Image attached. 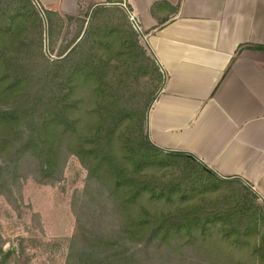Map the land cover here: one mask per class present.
Wrapping results in <instances>:
<instances>
[{"label": "trees", "instance_id": "trees-1", "mask_svg": "<svg viewBox=\"0 0 264 264\" xmlns=\"http://www.w3.org/2000/svg\"><path fill=\"white\" fill-rule=\"evenodd\" d=\"M94 17L97 36L85 42ZM87 18L79 48L51 61L43 52V20L32 0H0V189L13 188L24 173L53 181L70 156L80 160L89 178L106 190L99 192L100 205L113 207L123 224L112 240L92 241L80 233L67 264H146L140 254L151 248L179 259L192 250L198 259L188 264H247L235 258L236 250L248 245L237 243L241 237L259 239L252 254L264 264V202L241 180L197 183L209 173L205 168L185 153L152 143L148 117L155 85L142 90L148 100L141 106L125 95L133 78L143 75L160 88L165 79L147 57L143 35L115 9L99 7ZM90 42V53L84 54ZM250 47L264 51L242 46L237 56ZM216 187L222 192H213ZM174 199L188 205L156 211L154 205ZM216 230L238 239L228 247L199 243L218 235ZM9 256L0 247V264Z\"/></svg>", "mask_w": 264, "mask_h": 264}, {"label": "crops", "instance_id": "crops-1", "mask_svg": "<svg viewBox=\"0 0 264 264\" xmlns=\"http://www.w3.org/2000/svg\"><path fill=\"white\" fill-rule=\"evenodd\" d=\"M83 19L99 7L136 16L164 82L148 117L152 143L190 156L264 200V0H42Z\"/></svg>", "mask_w": 264, "mask_h": 264}, {"label": "rangeland", "instance_id": "rangeland-1", "mask_svg": "<svg viewBox=\"0 0 264 264\" xmlns=\"http://www.w3.org/2000/svg\"><path fill=\"white\" fill-rule=\"evenodd\" d=\"M32 2L43 20L44 54L51 61L65 59L84 41V36L79 37L80 30L84 21L85 28L89 27L90 18H87V15L90 16L91 8L84 7L83 19H81L66 16L61 12L59 5L51 7L42 0H32ZM96 17L92 19L85 42L97 36ZM125 22L129 21L126 19ZM118 40L116 37V41ZM91 42L87 45V49L84 48V54L90 53L87 50L92 45ZM140 43L147 45L143 36L140 37ZM129 82L133 86L126 88L125 95L127 99L135 98L134 101L131 100L134 105L141 106L148 100L146 97H141V92L147 84L155 85L157 94L160 90V84L156 87L157 81H151L143 75ZM80 96L84 97L83 94ZM149 137L151 140V134ZM207 174L200 175L197 183L200 184L203 179L204 182L208 181L212 184L222 183L221 178L211 173ZM36 178L32 173H24L20 183L13 188L0 189V247L5 253L11 252L7 264H67L71 244L80 233H85L92 241L101 238L112 240L120 234L119 228L123 223L114 208L111 206L103 208L99 203L100 199L102 200L99 192L106 190L101 184L89 178L88 170L76 156L68 158L59 178L44 182ZM168 178H172L171 175H168ZM214 189L215 193L222 192L221 187ZM259 198L264 202L260 196ZM195 201L191 200L192 203ZM186 205H188L186 200L174 199L170 202L164 200L154 206L157 212H165ZM217 231L218 235L210 236L199 243L228 247L231 241L238 239L235 234L229 239L224 237V232ZM78 239L81 241L80 238ZM179 240H176V243H179ZM239 241L248 242V245L237 249L235 258L247 264H259V256L252 254L254 245L259 239L241 237L237 243ZM80 243L84 244L82 241ZM176 256L166 249L157 251L154 248L140 254L146 264H180L182 259L187 260L186 263L181 264H188V260L198 259L194 257L192 250L188 253L185 251L180 259Z\"/></svg>", "mask_w": 264, "mask_h": 264}, {"label": "built area", "instance_id": "built-area-1", "mask_svg": "<svg viewBox=\"0 0 264 264\" xmlns=\"http://www.w3.org/2000/svg\"><path fill=\"white\" fill-rule=\"evenodd\" d=\"M129 17H130V21H131V23L133 24L134 28H135L139 33L142 34V31H141L140 25H139V23H138V21H137V19H136V16H135L133 13L129 12Z\"/></svg>", "mask_w": 264, "mask_h": 264}]
</instances>
